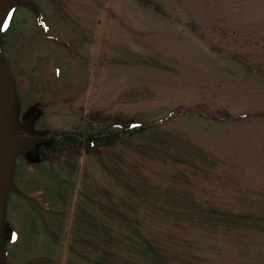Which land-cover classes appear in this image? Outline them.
<instances>
[{
    "label": "rangeland",
    "instance_id": "obj_1",
    "mask_svg": "<svg viewBox=\"0 0 264 264\" xmlns=\"http://www.w3.org/2000/svg\"><path fill=\"white\" fill-rule=\"evenodd\" d=\"M24 1L0 36L24 132L0 264H264V0ZM116 119L145 129L28 147Z\"/></svg>",
    "mask_w": 264,
    "mask_h": 264
},
{
    "label": "trees",
    "instance_id": "obj_2",
    "mask_svg": "<svg viewBox=\"0 0 264 264\" xmlns=\"http://www.w3.org/2000/svg\"><path fill=\"white\" fill-rule=\"evenodd\" d=\"M12 9V8H10ZM14 11V10H13ZM14 13V12H13ZM6 21V20H5ZM4 19L0 21V36L3 32L7 31L11 25L7 23V28H4ZM1 42V40H0ZM0 52L1 45H0ZM7 72V71H6ZM7 79L4 78V72L2 73V77L6 80L8 85L13 89L11 78L8 76V72L6 74ZM145 127L143 125H139L137 122H133L132 120H123L116 119L113 124L109 128H103L97 131H94L90 134L84 135L79 139L77 135H67L68 132H60V136L55 139L58 135L53 136L55 139L53 142L45 143V144H37L35 146H28L31 151L34 153V157L39 160H45L52 158L54 153H57L60 149H68V150H78L84 151L87 153H96L97 150L107 148L112 146L122 135L124 134H132L133 132L143 131ZM4 130L6 134L9 135V139L11 140L14 136L20 135L24 137V132L19 131L16 122L10 117L5 122ZM121 131V134L118 132ZM65 133V134H63ZM39 136L29 137L31 139H37ZM14 159L11 162V171L13 170ZM13 164V165H12Z\"/></svg>",
    "mask_w": 264,
    "mask_h": 264
},
{
    "label": "water",
    "instance_id": "obj_3",
    "mask_svg": "<svg viewBox=\"0 0 264 264\" xmlns=\"http://www.w3.org/2000/svg\"><path fill=\"white\" fill-rule=\"evenodd\" d=\"M7 0H0V16L5 8ZM2 68L0 67V70ZM10 115V102L9 95L7 91V86L0 81V119L2 122L1 132H0V209L2 205L3 198V188H4V180L8 167V146L5 144V134H4V125L5 122L9 119Z\"/></svg>",
    "mask_w": 264,
    "mask_h": 264
},
{
    "label": "snow or ice",
    "instance_id": "obj_4",
    "mask_svg": "<svg viewBox=\"0 0 264 264\" xmlns=\"http://www.w3.org/2000/svg\"><path fill=\"white\" fill-rule=\"evenodd\" d=\"M7 22L5 21V23H4V28L6 29L7 28ZM15 238V237H14Z\"/></svg>",
    "mask_w": 264,
    "mask_h": 264
}]
</instances>
